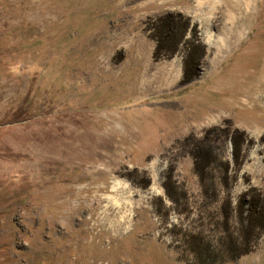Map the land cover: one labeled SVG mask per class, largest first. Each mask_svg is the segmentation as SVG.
<instances>
[{
	"label": "rangeland",
	"instance_id": "1",
	"mask_svg": "<svg viewBox=\"0 0 264 264\" xmlns=\"http://www.w3.org/2000/svg\"><path fill=\"white\" fill-rule=\"evenodd\" d=\"M263 80L264 0H0V264H192L264 194Z\"/></svg>",
	"mask_w": 264,
	"mask_h": 264
},
{
	"label": "trees",
	"instance_id": "2",
	"mask_svg": "<svg viewBox=\"0 0 264 264\" xmlns=\"http://www.w3.org/2000/svg\"><path fill=\"white\" fill-rule=\"evenodd\" d=\"M172 22L173 20L169 24ZM168 31L171 32L170 30ZM168 31H160L162 38L169 34ZM184 31L185 29L177 34V38L173 42L175 46L182 38ZM158 49L159 47L156 44L154 55ZM192 77V74L184 70L183 82L190 81ZM238 151V144L232 137L231 152L234 160L237 158ZM197 158L196 156L194 160ZM194 171L199 183L203 185L205 178L203 168L194 164ZM200 189L202 196H205L207 194L205 186H200ZM244 192L242 196H245V198L238 199L236 204V226L230 227L228 216L222 215L221 220L217 223L209 221L213 229L219 230L213 244L205 242L199 233L197 235L194 234L193 238L190 239V241H193L191 245L188 243V248L194 256L192 264H221L238 258L251 250L256 239L264 232V194L257 192L253 188H248ZM208 195L210 196V194ZM232 231H235V233Z\"/></svg>",
	"mask_w": 264,
	"mask_h": 264
},
{
	"label": "bare ground",
	"instance_id": "3",
	"mask_svg": "<svg viewBox=\"0 0 264 264\" xmlns=\"http://www.w3.org/2000/svg\"><path fill=\"white\" fill-rule=\"evenodd\" d=\"M207 33V32H206ZM210 36V35H209ZM264 81V80H263ZM259 85H261L262 87H264V82H259L258 83ZM261 86H259V87H261ZM261 91V90H260ZM261 94V93H260ZM246 117V116H245ZM249 116H247V118H248ZM253 119V118H252ZM251 119V120H252ZM254 119H255V117H254ZM256 120V119H255ZM254 121V120H253ZM252 123H254V122H252Z\"/></svg>",
	"mask_w": 264,
	"mask_h": 264
}]
</instances>
